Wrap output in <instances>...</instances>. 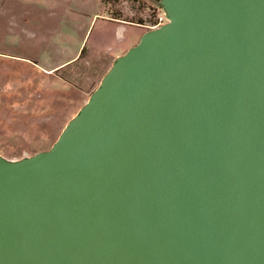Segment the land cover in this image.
I'll use <instances>...</instances> for the list:
<instances>
[{"label":"water","instance_id":"95a60500","mask_svg":"<svg viewBox=\"0 0 264 264\" xmlns=\"http://www.w3.org/2000/svg\"><path fill=\"white\" fill-rule=\"evenodd\" d=\"M49 150L0 155V264H264V0H159Z\"/></svg>","mask_w":264,"mask_h":264},{"label":"rangeland","instance_id":"374dc122","mask_svg":"<svg viewBox=\"0 0 264 264\" xmlns=\"http://www.w3.org/2000/svg\"><path fill=\"white\" fill-rule=\"evenodd\" d=\"M104 3L105 9L101 0H0V155L20 160L51 149L89 101L81 89L95 65L115 63L151 30V2ZM109 14L127 21L114 23ZM80 68L81 80L67 83Z\"/></svg>","mask_w":264,"mask_h":264},{"label":"crops","instance_id":"0c3cea01","mask_svg":"<svg viewBox=\"0 0 264 264\" xmlns=\"http://www.w3.org/2000/svg\"><path fill=\"white\" fill-rule=\"evenodd\" d=\"M101 7H103V9H105V3H104V0H101ZM111 9V8H110ZM109 9V11L110 12H113L112 10H110ZM116 12H117V10H115ZM109 16L110 17H108L109 19L108 20H110V21H112V22H114V23H118V24H120V23H122L123 21H127L126 19H123V18H119V17H112V15L111 14H109ZM141 22H142V20H140ZM130 23H132L133 25H135V26H143L144 28H146L145 27V25H143L142 23V25H140V24H134L132 21L130 22ZM146 30V29H145ZM144 33H146V31L145 32H143L142 33V35L144 34ZM86 47L84 48V50H83V52H82V56L83 55H85V52H86ZM79 53V52H78ZM78 53H77V55L75 56V57H73L72 59H70V60H68V61H66L65 63H63V64H66V63H68V62H71L72 60H74L75 58H77L78 57ZM81 56V57H82ZM122 56V55H121ZM115 61H116V59H115ZM74 62H76V61H74ZM74 62H72V63H74ZM71 63V64H72ZM113 63H114V61L112 62V63H108V62H105V63H102L101 65L100 64H96L95 65V68L93 69V73H91L90 75H89V80H88V84H89V87H88V89H86V90H82L81 89V91L83 92V94H82V98H83V102H87L89 99H90V96L93 94V92L100 86V84H101V82H102V80H103V78L106 76V74L110 71V69L113 67ZM70 65V64H69ZM100 65V66H99ZM78 71L80 72V71H82V72H78V73H75V75H74V77H73V79H71L69 82L68 81H66L67 83H69V84H72L74 81H78V80H81L80 79V75H84L85 74V69H83V68H80V69H78Z\"/></svg>","mask_w":264,"mask_h":264},{"label":"built area","instance_id":"2783aa9c","mask_svg":"<svg viewBox=\"0 0 264 264\" xmlns=\"http://www.w3.org/2000/svg\"><path fill=\"white\" fill-rule=\"evenodd\" d=\"M152 14L154 15V22L150 26V29L158 28L169 21L167 14L162 6L154 8L152 10ZM145 27L148 28V25Z\"/></svg>","mask_w":264,"mask_h":264},{"label":"flooded vegetation","instance_id":"af4514ba","mask_svg":"<svg viewBox=\"0 0 264 264\" xmlns=\"http://www.w3.org/2000/svg\"><path fill=\"white\" fill-rule=\"evenodd\" d=\"M136 4L138 5V7H147L148 3L151 2L152 3V7H160L162 6L159 0H135Z\"/></svg>","mask_w":264,"mask_h":264}]
</instances>
